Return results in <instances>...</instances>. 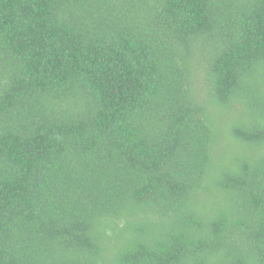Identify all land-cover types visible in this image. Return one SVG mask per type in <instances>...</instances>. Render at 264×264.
I'll return each instance as SVG.
<instances>
[{"label":"trees","instance_id":"trees-1","mask_svg":"<svg viewBox=\"0 0 264 264\" xmlns=\"http://www.w3.org/2000/svg\"><path fill=\"white\" fill-rule=\"evenodd\" d=\"M264 264V0H0V264Z\"/></svg>","mask_w":264,"mask_h":264},{"label":"rangeland","instance_id":"rangeland-1","mask_svg":"<svg viewBox=\"0 0 264 264\" xmlns=\"http://www.w3.org/2000/svg\"><path fill=\"white\" fill-rule=\"evenodd\" d=\"M107 264H111V261H108V263Z\"/></svg>","mask_w":264,"mask_h":264}]
</instances>
